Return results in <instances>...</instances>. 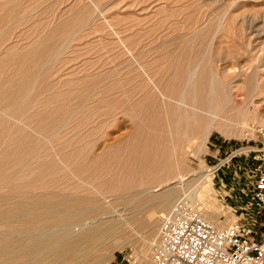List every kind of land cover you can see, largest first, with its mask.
<instances>
[{
    "label": "rangeland",
    "instance_id": "374dc122",
    "mask_svg": "<svg viewBox=\"0 0 264 264\" xmlns=\"http://www.w3.org/2000/svg\"><path fill=\"white\" fill-rule=\"evenodd\" d=\"M218 85L230 87V108L194 112L190 96L198 99L204 87L221 94L226 88ZM175 91L188 98L187 107ZM173 103L191 118L212 117L219 129L207 141L195 133L198 127L185 132L172 124ZM256 125H264V0H0V211L43 192L99 201L102 215L93 225L120 224L112 243L118 249L97 253L103 264H145L140 255L148 247L154 264L164 216L178 198L205 215L208 205L197 196L206 189L216 213L231 225L251 221L261 148ZM163 137L165 143L154 142ZM190 140L192 149H185ZM152 141L166 171L141 158L130 165L140 166L137 180L141 175L144 186L133 190L134 207L119 205L109 182L122 174L119 164L127 167L133 151L143 148L148 155ZM218 166L211 176L209 168ZM161 180L166 185L158 189ZM35 183L40 188L28 187ZM173 189L178 198L165 201L162 211L156 199ZM150 212L155 231L145 245L139 225ZM50 222L53 229L61 224ZM20 227L18 222L6 231Z\"/></svg>",
    "mask_w": 264,
    "mask_h": 264
},
{
    "label": "bare ground",
    "instance_id": "6f19581e",
    "mask_svg": "<svg viewBox=\"0 0 264 264\" xmlns=\"http://www.w3.org/2000/svg\"><path fill=\"white\" fill-rule=\"evenodd\" d=\"M195 70L196 69H194V71ZM202 74H204V73H202ZM197 75L201 76V74H197ZM206 76H207V74L205 75V79H206ZM193 77H195V76H193ZM209 79L212 80L210 77H209ZM209 79H206L205 81H207V80L209 81ZM183 80L185 81L184 78H183ZM217 80H218V77H217ZM225 82H226V80H225ZM219 83H217V84H219ZM189 84L186 86L189 87ZM215 84L216 83H214V85ZM224 84H226V83H224ZM231 84L232 83H230V85ZM232 85H231V87H232ZM191 86H192V84H191ZM221 86L222 85H220V87H219V85H218L219 88H221ZM216 87H217V85H216ZM222 87H224V89L225 88L226 89L223 90V93H221V94H220V92H216V90L218 91V89L213 91V89L211 87H204L203 89L199 90L201 93V96L198 97V99L195 95L193 97L188 95V96H190L189 101L193 105V108H192V109H194L193 111L195 112L196 110L201 109L203 111H206L207 113H213L215 111L217 112V111L227 110L228 107L231 105L230 101H229V98H231V97H229V95H231V94H229L230 87L229 86L225 87L224 85ZM175 88H176V86H175ZM213 88L215 89V86ZM187 89L189 91V88H187ZM228 89H229V91H228ZM170 90H171V87H170ZM173 90H172V92H173ZM172 92L168 94L169 98H171L170 95L172 94ZM175 92L177 93V96H179L178 91H175ZM165 95H166V93H165ZM175 96H176V94H175ZM179 97H181L180 103L181 102L185 103L188 99L185 96H183V97L179 96ZM149 99L150 98H148V100ZM175 100L173 99V101H175ZM177 100H179V99H177ZM228 101H229V103H228ZM152 103H154V102H152ZM177 103H178V101H177ZM178 105H179V103H178ZM154 106H156V104ZM171 106H172L171 107V109H172V108H174L175 104L171 105ZM184 106L187 107L186 103ZM157 107H158V105L156 106V108ZM153 109H155V108H152L151 111H155ZM157 109H159V107ZM157 109H156V112H154V113H157ZM239 110L242 111L243 109L241 110L239 108ZM193 111L191 110L190 112L192 113ZM242 112H245V111H242ZM149 113H151V112L149 111ZM149 113L147 112V114H149ZM172 114H173V117L175 118L174 123L172 122L173 125L184 127L185 132L190 131L191 129L196 130L195 128L198 127L197 131L196 132L194 131V132L197 135H199L200 137H204L205 139L204 138L203 139L205 141L208 140L209 136L211 135V133L214 130H217V128L219 129L218 122L213 120L212 117L206 118L204 116L203 117L197 116L195 118H191V116L189 117V114H190L189 111H187V112L182 111L181 109L176 108V106L173 109ZM219 115H220V113H219ZM152 117H154V115ZM148 119H149V121L151 120V126L153 125L152 127L154 129H157L158 126L156 127V122H155V120H157V119L151 118V117ZM227 128H229V126ZM227 131H229V130H227ZM233 133H235V131ZM157 135L159 137V134H157ZM179 137L180 136L178 135V139L181 138V137L180 138ZM193 138H194V135H193ZM167 140L168 139H166V141ZM149 141L151 142L150 138H149ZM162 141H163V143L166 142L164 137L157 139V140H154V142H157L158 144ZM150 142H149V144H150ZM152 143H153V141H152ZM163 143H162V146H164ZM182 144H184V143H182ZM182 144H179V145L184 147ZM148 146H149V154L148 155H144V153H143L144 149L143 148L137 149L136 151H133V153H131L132 157H129V161H128V159L126 160V161H128V163L125 161L127 163V167L123 164H119L120 166H123L122 174H120V176L117 178V173H115L116 178L115 179L112 178V180L114 182L113 183H112V181L109 182V184L111 183L113 186L112 187L113 191L115 190L117 193H119V196L117 197V199H118L117 201H119V205L133 206L134 207V205L136 203V198L133 199V196L135 195L133 190L137 186H140V185L144 186L143 181H141V175L139 176L140 180L139 179L137 180V177L140 174V172H139V174L137 173L138 170L140 171V169H139L140 166L138 165L140 158H141L142 163L145 162V165L146 164H147V166H148V164H150L149 166L155 165L156 168H158V169L161 168V169H164L166 171V169L164 167H166L167 163H166V160L164 158V155H162L160 157L157 156L158 154H156L153 150L154 149V143L151 145H148ZM162 146H161V148L164 149V147H162ZM178 148H179V146H178ZM178 148L176 147V149H178ZM186 148L192 149L191 140L188 141V143L186 144L185 149ZM180 149H181V147H180ZM165 150H167V148ZM165 150H163V153ZM192 152H194V151H192ZM144 157H145V160H143ZM130 158L133 160H130ZM157 159H158V161H157ZM137 162H138L137 165L139 167L136 165V167H138V169L135 168V170H134L132 168V166H130V165H132V164L135 165ZM176 164H178L177 166L179 167V162ZM181 164H182V162H181ZM221 168H222V166H218L216 168H209L210 169L209 172L212 173L211 176L212 175L216 176V174L220 171ZM142 169H143V167H142ZM206 169H208V167H206ZM164 170H162L163 175H164ZM162 171H161V174H162ZM152 173H154V172H152ZM165 173H167V172H165ZM161 174L159 176L160 178L162 177ZM148 175H150V174H148ZM153 176L154 175L152 174L151 178ZM156 176H154V177H156ZM146 178L147 177H145V179ZM183 178H184V176H182L179 179V182L180 181L184 182ZM162 180L159 181L161 184L158 185V187H157L158 189L159 188L161 189V187L166 185V184L164 185V183L162 184ZM151 182H152V180H151ZM154 182H155V180H153V183ZM214 182H216V181H214ZM144 183H145V181H144ZM111 184L109 186H111ZM106 186H108V185L105 184V187ZM28 187L30 189L40 188V187H37L36 183L30 184V185H28ZM103 187H101L102 190H103ZM105 190H106V188H105ZM135 190H137V189H135ZM141 190H142V186H141ZM179 192H180L179 190L173 189L166 194H162L160 196L158 195L159 197L157 199L154 198L157 200L155 203H158V204L161 203L162 208L161 207L160 208L162 209V211H165L166 208L164 209V205H165V203H167L165 201H169L171 203L173 200H175V198L176 199L178 198L177 195H179ZM138 193H139V191H138ZM184 193H186V192H183V195H184ZM28 195L29 196H27L25 198L22 196L19 197V199H16L14 201V203H12V207H10L9 209H6L4 211H0V264H103L104 260H105L103 254L98 255L97 253H101V252L112 253L118 249V248H113L112 243H113V241L119 240L118 239L119 237H117L118 236L117 233L120 229V224L118 225V224L114 223L113 221H108L107 223L104 221V224L102 222V223H98L97 225H93L94 223H97L96 221H98L97 220L98 217L100 215H102V212L100 210L101 205H100L99 201L97 202V200H94L93 198H88V199L73 198V197H70V198L69 197H62V198H60L53 193H46V192H43L40 194H28ZM101 196L105 197V195H101ZM197 197L202 201V203L203 202L207 203L204 205H208L207 211L205 212V215H203V216H205L206 221H210L214 224V226L216 225L218 227L229 228L230 226H232L229 221H227L226 219H223L221 216H219L218 213H216L215 204L213 202H210V200H212V191L211 190L206 189L205 191L200 192V194ZM183 199H187V198H183ZM106 200L107 199H105V201ZM146 201H147V199H146ZM178 201H179V198H178ZM174 202H176V201H174ZM77 204H80L83 207L80 209H73ZM131 209H132V207H131ZM157 210L158 209H156V211ZM105 211H104V213H105ZM134 211H137V210H134ZM147 212H149V211H147ZM151 213L152 212L148 213L149 215L147 214L149 216V219L142 221V223L140 222L141 224L139 223L140 224L139 226L142 229L141 231L144 232L143 233L144 234L143 242L145 245H148L151 242V237L154 236V231H155V222L153 221L154 218L153 219L151 218ZM155 214H156V212H155ZM49 220L50 221L53 220V221L59 222L61 224H59L58 227L53 229L52 223ZM18 222L21 225L20 230H11V231L9 230V232L6 231L7 228H10L12 225H15ZM127 224H128V222H127ZM2 230H5V231H2ZM119 235H120V233H119ZM118 246H119V244H118ZM148 250H149V247H148ZM148 250H145L143 252L141 250L142 254L140 255V257L143 259V262L145 264H151V261L147 259ZM138 257H139V255H137V258Z\"/></svg>",
    "mask_w": 264,
    "mask_h": 264
},
{
    "label": "built area",
    "instance_id": "2783aa9c",
    "mask_svg": "<svg viewBox=\"0 0 264 264\" xmlns=\"http://www.w3.org/2000/svg\"><path fill=\"white\" fill-rule=\"evenodd\" d=\"M253 130L261 148L250 190L252 220L219 229L196 204L179 200L160 223L154 264H264V125Z\"/></svg>",
    "mask_w": 264,
    "mask_h": 264
}]
</instances>
